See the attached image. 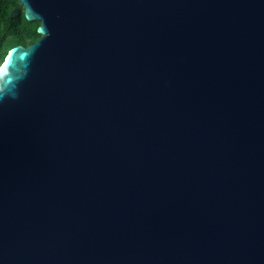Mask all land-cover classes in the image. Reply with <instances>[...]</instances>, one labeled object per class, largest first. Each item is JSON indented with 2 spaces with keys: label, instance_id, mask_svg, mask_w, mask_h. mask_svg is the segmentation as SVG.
Listing matches in <instances>:
<instances>
[{
  "label": "water",
  "instance_id": "obj_1",
  "mask_svg": "<svg viewBox=\"0 0 264 264\" xmlns=\"http://www.w3.org/2000/svg\"><path fill=\"white\" fill-rule=\"evenodd\" d=\"M19 2L0 264H264V0Z\"/></svg>",
  "mask_w": 264,
  "mask_h": 264
},
{
  "label": "trees",
  "instance_id": "obj_2",
  "mask_svg": "<svg viewBox=\"0 0 264 264\" xmlns=\"http://www.w3.org/2000/svg\"><path fill=\"white\" fill-rule=\"evenodd\" d=\"M15 8H19L21 14L12 19L11 13ZM40 25L38 21L30 22L26 19L19 0H0V67L13 47H27L40 40Z\"/></svg>",
  "mask_w": 264,
  "mask_h": 264
},
{
  "label": "clouds",
  "instance_id": "obj_3",
  "mask_svg": "<svg viewBox=\"0 0 264 264\" xmlns=\"http://www.w3.org/2000/svg\"><path fill=\"white\" fill-rule=\"evenodd\" d=\"M2 66V65H1Z\"/></svg>",
  "mask_w": 264,
  "mask_h": 264
}]
</instances>
